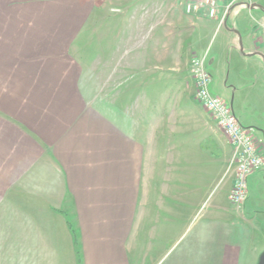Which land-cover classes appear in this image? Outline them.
<instances>
[{"label": "crops", "instance_id": "crops-1", "mask_svg": "<svg viewBox=\"0 0 264 264\" xmlns=\"http://www.w3.org/2000/svg\"><path fill=\"white\" fill-rule=\"evenodd\" d=\"M259 1L230 7L219 26L230 0L219 2L216 18L187 14L188 0H0V228L12 230L13 262L254 263L244 225L256 213L264 165L235 209L231 146L183 87L190 60L204 56L220 28L216 57L232 66L229 107L264 160ZM251 11L262 15L249 30L232 18ZM89 37L98 43L93 73L107 72L106 110L81 89L76 55ZM149 56L160 68L149 67ZM167 57L173 93L162 79L149 81Z\"/></svg>", "mask_w": 264, "mask_h": 264}, {"label": "rangeland", "instance_id": "rangeland-1", "mask_svg": "<svg viewBox=\"0 0 264 264\" xmlns=\"http://www.w3.org/2000/svg\"><path fill=\"white\" fill-rule=\"evenodd\" d=\"M189 1V0H188ZM248 2V0H238L234 5L239 4L241 2ZM224 2V1H223ZM260 6L264 8V0L259 1ZM219 4V3H218ZM262 12V11H261ZM260 11H251L248 12H241V13H235L232 18H234L236 21H242L245 23L244 29L249 30L250 29V23L252 22V19L255 18L258 19L262 14ZM218 14V11H217ZM216 14V17H217ZM215 17V18H216ZM93 22L91 21V24ZM94 24V23H93ZM220 28L217 29V32L214 34V36L211 38L209 47L207 49V52L204 53V56L195 55L198 59L204 58V68L206 69L207 74L210 76L211 84L209 87L210 93L214 97L220 98L223 102H225L227 105H229L231 96L234 94L233 89L230 88L231 86V74H232V66L228 62L227 57H221L220 59L216 57L217 52V45L220 40V36H218V31ZM258 33L255 28V39H257ZM93 39L91 37L89 38H83L81 39V45L85 46L87 49H83V52L79 55H76V57L83 63V70H82V78H81V89L85 94H88L89 97H93V101L89 102L92 106H95L100 109H107L108 102L106 100H100L99 97H107L108 93V86H107V72L106 70L100 69L96 73H93L92 70V61L94 59V53L91 49L92 45L98 44L97 39H94V43H92ZM100 45L106 46L107 40L105 39L103 42L99 43ZM171 54H169L170 56ZM212 55L215 56V59H213ZM75 57V55H73ZM106 56V55H103ZM119 56V55H117ZM152 56V55H151ZM149 56V67H159L157 64L159 60H155V58H151ZM125 58V55H121L120 61H123ZM197 58H192L190 60V66L187 70L188 72V78H186L185 84L186 87H183L186 90V93H191L194 96V77L192 73V61ZM141 56L140 55H132V61H140ZM171 57L164 58L165 67L164 70L161 72L159 71V68H152L153 70H149V81L151 77H154V79H162L163 84L161 87L165 88L166 93H173L174 86L172 85V80H174L177 76L174 74L173 71L168 70V66L171 67ZM118 61V57H117ZM167 61V62H165ZM154 62V63H153ZM156 64V65H155ZM151 81L150 83H152ZM148 85L149 88V94L154 93L153 90L156 86L154 85ZM185 85V86H186ZM136 88L132 86L131 93H135ZM229 91V94L226 91ZM123 103H120V108H123ZM201 107V106H200ZM202 108V107H201ZM203 109V108H202ZM208 116L212 119L215 126L219 129L217 126L214 118L211 116V114L203 109ZM220 130V129H219ZM222 133V131L220 130ZM223 134V133H222ZM248 181H246L247 184V196L250 194L251 187H249ZM254 194V193H253ZM252 194V195H253ZM264 184L260 188L255 187V195L253 196V204L256 206V213L254 212L253 216L247 217L249 220V223L247 225H244V234L245 238L248 240L247 246L245 247L244 253L245 257L249 259H254L253 264H258L260 258L264 255ZM246 196V198H247ZM255 199V200H254ZM250 199H248L249 201ZM246 201V200H245ZM249 203V202H248ZM244 204V203H243ZM242 204V206H243ZM232 205V204H231ZM233 206V205H232ZM242 206L239 208L241 209ZM235 207V206H233ZM235 209H237L235 207ZM237 209V210H239ZM244 212V211H243ZM12 230H4L0 228V264H18L17 262L12 261V253L17 252V248L13 247L11 244V237ZM6 237V239L3 238ZM3 238V239H2ZM23 249V251L26 252V247H19L18 251ZM23 262H20L22 264ZM24 264H27L26 262ZM147 264H150L147 262Z\"/></svg>", "mask_w": 264, "mask_h": 264}, {"label": "built area", "instance_id": "built-area-1", "mask_svg": "<svg viewBox=\"0 0 264 264\" xmlns=\"http://www.w3.org/2000/svg\"><path fill=\"white\" fill-rule=\"evenodd\" d=\"M222 1L226 0H189L185 5V11L187 14H191L204 9L207 11L208 17L215 18L218 3ZM230 1L219 26H222L226 15L231 10L230 7L234 6L238 0ZM262 38L264 41V28ZM191 70L194 77L196 102L211 114L231 146L228 171L233 173V184L228 195V201L239 209L246 200L247 178L264 165V160L258 152L250 131L240 126L229 105L210 93L211 79L204 68V58L194 59Z\"/></svg>", "mask_w": 264, "mask_h": 264}, {"label": "water", "instance_id": "water-1", "mask_svg": "<svg viewBox=\"0 0 264 264\" xmlns=\"http://www.w3.org/2000/svg\"><path fill=\"white\" fill-rule=\"evenodd\" d=\"M258 264H264V255L260 258L259 263Z\"/></svg>", "mask_w": 264, "mask_h": 264}]
</instances>
